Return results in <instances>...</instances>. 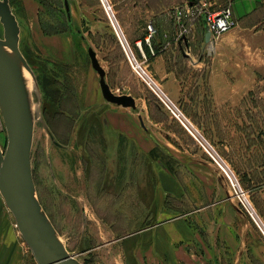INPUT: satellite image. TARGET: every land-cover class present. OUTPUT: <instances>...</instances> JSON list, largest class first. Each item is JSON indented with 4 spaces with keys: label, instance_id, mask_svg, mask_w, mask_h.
I'll return each mask as SVG.
<instances>
[{
    "label": "rangeland",
    "instance_id": "rangeland-1",
    "mask_svg": "<svg viewBox=\"0 0 264 264\" xmlns=\"http://www.w3.org/2000/svg\"><path fill=\"white\" fill-rule=\"evenodd\" d=\"M38 1L42 29L29 30L22 21L20 40L21 50L33 68L38 84L35 91L37 115L32 166L38 197L65 244L73 248L74 254H78L82 260L87 259L86 262L90 264H105V254L85 252L97 244V240L91 241L86 235L107 230L125 233L144 225L146 219L142 220V217L149 214L145 207L148 200L142 201L141 198L145 192L147 197L152 198L156 191L154 188L162 177L161 169L165 192L178 182L177 187L193 192L190 197L192 206L199 204V199L195 197L199 195L193 190L196 191L195 183L202 182L199 174L204 171V160L207 161L209 173H220L221 177H225L210 153L163 105L158 96L160 89L198 126L247 190L250 204L246 200L243 204L234 196L228 184L229 195L239 207V230L242 224L247 238L246 245L240 251L241 256L239 252V264H264L263 38L259 40L260 64L256 66L252 79L242 77L245 72L240 66L237 79L236 63L229 64L231 70H228V76L211 78V56L201 46L192 47L189 54L173 56L177 61L169 63V66L174 65L176 69L178 77L174 79L162 77V66L167 69L168 65L150 63L145 57L136 59L141 69L134 68L131 59L135 56L127 45H122V51L106 43L93 45L92 41L96 42V38L98 41L99 37L93 39L92 31L68 29L72 23L64 5L67 1L70 9L69 4L74 0ZM104 12L113 26L110 19L112 14H107L106 10ZM112 17L115 22V17ZM254 20L264 25V0H261ZM118 32L120 35L119 29ZM101 34L103 36L104 32ZM3 35L4 28L0 22V37ZM89 47L96 51L105 68L111 89L117 94L132 95L136 100V109L108 102L101 91V97L95 95L93 91L101 89L99 75L88 55ZM93 78L96 87L91 82ZM55 93L57 95L54 96ZM84 96L90 102L82 104ZM61 97L63 103L59 107ZM82 105L87 107L81 109L79 106ZM139 116L146 128L142 124L140 127ZM114 117L121 123L125 119L129 131L134 133L135 127H138L141 133L147 135L142 136L147 138L148 149L151 150L146 163H141L147 165V190L132 189L136 183H142L144 176L140 174L141 181L139 174V180L136 178L134 168L140 163L134 154L129 159H117L115 169L110 170L105 164L109 155L107 151L112 152L107 139L110 137L113 140L123 132L117 128V133H114V127L109 125ZM131 120L133 122L129 125ZM3 133L0 132V144L4 149L7 139ZM50 134L55 136L59 145ZM130 148L132 152L136 150L134 143H130ZM123 160L126 165L132 164L131 174L128 166L124 168L120 165ZM194 177L198 181L193 180ZM225 178L223 180H227ZM104 181L110 187L116 185V188H99ZM88 185L96 188L88 189ZM121 186L125 188H119ZM204 188L207 189L205 184ZM167 198L165 204L170 207V195ZM204 200L208 202L209 198L205 197ZM101 237L99 244L108 239Z\"/></svg>",
    "mask_w": 264,
    "mask_h": 264
},
{
    "label": "crops",
    "instance_id": "crops-1",
    "mask_svg": "<svg viewBox=\"0 0 264 264\" xmlns=\"http://www.w3.org/2000/svg\"><path fill=\"white\" fill-rule=\"evenodd\" d=\"M260 2L261 0H74L69 4L70 9L67 1L64 7L66 14H72L70 29L90 30L93 39L99 37L98 41L97 38L96 42L92 41L93 45L106 43L116 46L121 51L122 45H127L136 59L141 60L145 57L150 63L159 62L168 66L169 63L177 61L173 56L189 54L192 47L201 46L206 48L205 51L211 56L209 66L211 78L228 76L227 72L231 70L229 64L236 63V78L239 79L240 66L245 72L242 77L252 79L256 66L260 64L259 40L263 38L261 42L264 44V25L261 26L260 22L254 20L260 9ZM10 3L22 30V21L29 30L42 29L38 16L41 13L38 0H11ZM201 4L203 8L211 10L230 5L237 25L218 38L211 33L207 37L206 17L200 7H197ZM104 10L107 14L114 15L120 35L110 25L111 22L107 20ZM149 25L153 26L154 32H149ZM107 59L109 61L110 58ZM169 67L166 69L162 66L164 70L162 77L177 78L174 65L170 64ZM91 82L96 87L94 78ZM100 91L97 89L93 92L101 97ZM86 102H90L89 99L82 97V104ZM83 106L87 107L86 105L79 107L83 109ZM122 121L123 123L114 117L112 123H109L114 127V133H117V128L123 132L112 138L113 140L110 137L107 139L112 152L107 151L109 155L105 164L110 170L115 169L117 159H129L132 158L131 154H134L140 163L134 168L135 175H144L143 181L142 177H139L144 184L138 182L131 188L147 190V165L141 164L146 163L151 150L148 149V141L145 138L147 135L141 133L138 127H135L134 133L129 131L126 120ZM132 122L131 120L129 125ZM139 125L141 127V121ZM196 127L198 128L197 125ZM3 132L7 139L6 131ZM130 143L136 146L134 152L130 148ZM126 164L124 160L120 163L124 168L128 166L131 174L132 164ZM202 166L204 171L199 174L202 182L195 183L196 191L193 190L199 195L195 196L196 200L199 199L197 202L199 204L191 205L190 197L193 192L177 187L178 182L165 192L161 169L162 177L154 188L156 191L152 198L147 197L146 192L141 198L142 201L148 200L145 207L149 214L142 217V220L146 219L145 224L125 233L107 230L86 235L91 241L97 240V244L83 251L105 254L107 256L105 264H225V262L239 264L240 251L247 241L242 224L239 230V207L229 195L227 180H223L225 177H221L220 173L214 174L211 171L209 173L206 160ZM60 177L62 178V174ZM136 178L139 180L138 175ZM194 179L198 181L196 177ZM204 184L207 189L204 188ZM99 186L103 190L116 188V185L110 187L105 181ZM87 187L96 188L94 185ZM167 195L171 197L170 207L165 204ZM205 197L209 198L208 202L204 200ZM167 200L169 202L168 198ZM85 204L87 206V203ZM85 211L84 205L83 212ZM101 236L108 239L99 244V238H103ZM67 248L72 254L75 253L73 248L68 246ZM75 255L82 262L87 261L82 260L78 254ZM0 264H38L32 250L21 237L15 218L1 194Z\"/></svg>",
    "mask_w": 264,
    "mask_h": 264
},
{
    "label": "water",
    "instance_id": "water-1",
    "mask_svg": "<svg viewBox=\"0 0 264 264\" xmlns=\"http://www.w3.org/2000/svg\"><path fill=\"white\" fill-rule=\"evenodd\" d=\"M0 22L4 28V35L0 37V132L7 133L5 148L0 144V194L38 264H85L69 251L38 197L32 166L37 114L26 72L37 88L38 84L21 50V26L10 0H0ZM209 33L208 29L207 37ZM88 55L99 75L103 97L108 102L136 109L132 95L117 94L111 89L106 70L92 47L88 48ZM139 119L146 128L141 116Z\"/></svg>",
    "mask_w": 264,
    "mask_h": 264
},
{
    "label": "built area",
    "instance_id": "built-area-1",
    "mask_svg": "<svg viewBox=\"0 0 264 264\" xmlns=\"http://www.w3.org/2000/svg\"><path fill=\"white\" fill-rule=\"evenodd\" d=\"M202 5L203 4L197 5V7H200L201 11H203L206 17L207 27L212 36L218 38L237 25V22L233 17L230 5L223 6L217 10L206 9L203 8ZM110 19L116 33L119 35L117 24L114 22L112 15ZM148 30L150 33L154 32L153 26L149 25ZM131 64L134 68L138 67L139 69H141L139 62L135 57H133V60L131 59ZM158 90L162 94L161 95L158 93V96L160 97L163 105H165L169 112L180 122V124L186 129V131L189 132L190 135H192L213 157L215 162L223 171L234 196L237 197L243 204H245L244 200H246L250 204L247 197V190L241 185L238 177L233 172V170H231V168L226 165L225 161L214 150L212 145L206 140V137L196 127L191 119L184 113V111L177 104H175L162 90Z\"/></svg>",
    "mask_w": 264,
    "mask_h": 264
},
{
    "label": "bare ground",
    "instance_id": "bare-ground-1",
    "mask_svg": "<svg viewBox=\"0 0 264 264\" xmlns=\"http://www.w3.org/2000/svg\"><path fill=\"white\" fill-rule=\"evenodd\" d=\"M26 77H27V80H28L29 89H30L31 94L33 96L34 111H36L37 110V101L35 100V91H37V87L35 85V82H34L33 78L31 77V75L28 72H26Z\"/></svg>",
    "mask_w": 264,
    "mask_h": 264
},
{
    "label": "trees",
    "instance_id": "trees-1",
    "mask_svg": "<svg viewBox=\"0 0 264 264\" xmlns=\"http://www.w3.org/2000/svg\"><path fill=\"white\" fill-rule=\"evenodd\" d=\"M67 17H68V19H69V21H70L71 18H70V16H69V13H67ZM43 28H44V26H43ZM46 28H47V27L45 26V29H46ZM68 29H69V27H68ZM56 93H57V92H56ZM56 93L54 94V96L57 95ZM62 98H63V97H61V99H62ZM61 99H60L59 102H58V105H59V106L62 105V101H61ZM52 134H53V133H52ZM85 264H89V263H88V262H85Z\"/></svg>",
    "mask_w": 264,
    "mask_h": 264
},
{
    "label": "flooded vegetation",
    "instance_id": "flooded-vegetation-1",
    "mask_svg": "<svg viewBox=\"0 0 264 264\" xmlns=\"http://www.w3.org/2000/svg\"><path fill=\"white\" fill-rule=\"evenodd\" d=\"M55 137V136H54Z\"/></svg>",
    "mask_w": 264,
    "mask_h": 264
}]
</instances>
